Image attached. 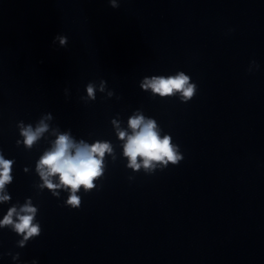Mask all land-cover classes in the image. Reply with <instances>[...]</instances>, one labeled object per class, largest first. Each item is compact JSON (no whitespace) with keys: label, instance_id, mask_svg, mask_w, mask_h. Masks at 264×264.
Returning <instances> with one entry per match:
<instances>
[{"label":"clouds","instance_id":"1","mask_svg":"<svg viewBox=\"0 0 264 264\" xmlns=\"http://www.w3.org/2000/svg\"><path fill=\"white\" fill-rule=\"evenodd\" d=\"M113 6H115L114 0ZM60 43L65 44L66 39L61 37ZM189 80V76L180 72L175 77H153L151 80H146L142 87L150 88L161 96L180 93L182 99L187 101L194 96L196 91V85L190 83ZM88 92L90 96L93 94L91 85L88 87ZM129 127L132 129L131 135L121 131L119 136L121 139L126 137L124 154L129 158L130 167L134 169L140 167V164L137 163L138 158L142 159L145 168L153 166L152 161H160L165 164L170 161L177 164L183 159L176 147L171 144L170 137H160L154 120H145L141 115L134 116L129 120ZM46 130L47 125L43 121L35 130L31 126L22 128L21 135L25 138L24 143L31 147ZM110 151L111 148L107 143H97L94 146L83 142L76 144L67 134H62L58 136L53 148L42 156L37 170L48 189L61 186L69 189L71 194L67 203L79 207L80 198L76 192L82 186L85 189L94 187V179L100 176L103 171L102 158L105 152ZM11 166L12 161L5 160L0 155V193L4 192L5 186L12 180ZM53 176H58L59 184L52 183L50 177ZM9 198L7 195H0V202L7 201ZM35 214L36 208L32 207L30 202L26 203L19 212L15 207H12L0 221V227L11 225L15 232L24 234V240L20 241L22 247L30 237L40 234L39 225L33 223Z\"/></svg>","mask_w":264,"mask_h":264}]
</instances>
